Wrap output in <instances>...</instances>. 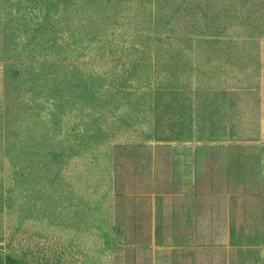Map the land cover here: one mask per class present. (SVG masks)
Masks as SVG:
<instances>
[{
  "label": "rangeland",
  "instance_id": "374dc122",
  "mask_svg": "<svg viewBox=\"0 0 264 264\" xmlns=\"http://www.w3.org/2000/svg\"><path fill=\"white\" fill-rule=\"evenodd\" d=\"M214 1L227 6L218 17L210 6L162 20L153 0H121L127 18L98 37L95 14L0 0V264H133L110 228L116 174L124 189L129 170L149 172L156 143L228 139L233 127L264 140V0ZM18 69L22 110L8 115L4 72ZM28 153L32 164L16 158ZM36 173L40 215L24 204Z\"/></svg>",
  "mask_w": 264,
  "mask_h": 264
},
{
  "label": "crops",
  "instance_id": "0c3cea01",
  "mask_svg": "<svg viewBox=\"0 0 264 264\" xmlns=\"http://www.w3.org/2000/svg\"><path fill=\"white\" fill-rule=\"evenodd\" d=\"M236 133L156 143L149 172L133 174L148 173L149 185L121 188L110 223L133 264H264V140Z\"/></svg>",
  "mask_w": 264,
  "mask_h": 264
},
{
  "label": "trees",
  "instance_id": "16d2710c",
  "mask_svg": "<svg viewBox=\"0 0 264 264\" xmlns=\"http://www.w3.org/2000/svg\"><path fill=\"white\" fill-rule=\"evenodd\" d=\"M75 0H56L57 5H58V10L62 9L63 17H69V13L71 12H79V14H83L86 12H89L91 14H95L98 16V19H92L91 24H89V27H94L97 28L99 27V35L98 37H103L106 35V31L109 30L111 31L114 26H117L118 24L121 25L125 18H127L126 10H123L122 3L120 2L121 0H79L77 2H73ZM205 0H153V6L155 12H158L162 16V20L167 19L170 17L171 13H184L186 12L189 8H192L194 10V14L199 16L200 12H198V8L201 9H208L210 6H213L218 9V12L216 13L217 17L219 16V13L223 11L227 6H221L219 3L215 2L214 0H206L207 5L204 4ZM223 5V4H222ZM112 7L114 9H112ZM122 8L124 11L123 14H120L121 16H118L117 11L118 9ZM197 8V9H196ZM91 10V12H90ZM57 11V9H56ZM104 14V16H103ZM92 22H95L97 25L92 24ZM198 24H200V28L206 27L207 31H212L213 27H210L208 24H203L202 22L198 21ZM170 29V26H167L165 30ZM177 32H182V28L178 27ZM214 35L210 33V36L206 38H212ZM205 38V39H206ZM173 44H177L178 41L176 40H171ZM21 69L18 70H13L11 73H7L6 71L4 72V77L6 79L5 84L7 82V87L5 88V94H4V100L5 102L10 106L6 107L4 112H7L8 115L15 113L16 111L19 112L22 110L20 108L19 110L14 107L17 104V107H22L21 101L17 100L18 97H11L10 91H11V85L10 82L11 80L13 83H17L20 86L19 81H14L16 79L17 75H20ZM21 87V86H20ZM11 112V113H10ZM12 119V118H11ZM13 120V119H12ZM247 120V118H245ZM26 123V120L24 121ZM8 128V127H7ZM16 129V128H12ZM244 132H247L246 129ZM248 133V132H247ZM10 137L11 134H8ZM6 137V135H5ZM15 137V136H13ZM5 141V140H4ZM11 141V140H10ZM6 144L9 142L8 138L6 137ZM2 143L0 146L2 147L4 144ZM13 144H17V142L11 141ZM139 149V148H137ZM22 153V152H21ZM39 153V158L40 159V152ZM34 157L33 154L28 153L25 156H16V158H28V162L32 164L35 160H32ZM35 158V157H34ZM119 166V165H118ZM123 172V171H122ZM121 172V173H122ZM22 178L20 177V181L22 182V186L26 188L28 184V179L26 181V177L30 174H25L23 171H21ZM116 190H115V200H114V210H115V217L116 219L119 217V210L122 209L123 202H122V197L120 196V189L122 186V182L119 178V174H116ZM30 180L32 181L33 185L37 188L36 192L34 194L30 193H25L26 199H24V204L27 205V210L28 212H35L40 215V176L38 173H36L34 176H29ZM28 178V177H27ZM134 180H136L137 184H143L145 183L146 185H149V174H145L142 177H138V175L133 177V173L131 170H129L125 177H124V184L126 185L127 190H139L138 188H135L133 186ZM113 228L115 230L118 229L116 223L113 224Z\"/></svg>",
  "mask_w": 264,
  "mask_h": 264
}]
</instances>
